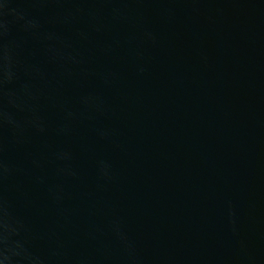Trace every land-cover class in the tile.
I'll return each mask as SVG.
<instances>
[{
    "label": "water",
    "instance_id": "1",
    "mask_svg": "<svg viewBox=\"0 0 264 264\" xmlns=\"http://www.w3.org/2000/svg\"><path fill=\"white\" fill-rule=\"evenodd\" d=\"M0 264H264V0H0Z\"/></svg>",
    "mask_w": 264,
    "mask_h": 264
}]
</instances>
